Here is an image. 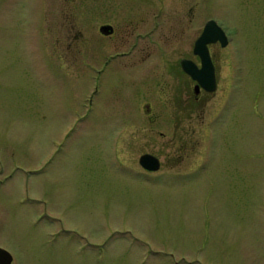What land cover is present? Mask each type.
Masks as SVG:
<instances>
[{
	"label": "rangeland",
	"instance_id": "rangeland-1",
	"mask_svg": "<svg viewBox=\"0 0 264 264\" xmlns=\"http://www.w3.org/2000/svg\"><path fill=\"white\" fill-rule=\"evenodd\" d=\"M153 5L230 43L190 140L147 174L141 135L173 126L147 124L125 73L91 70V50L127 46L89 36L93 16ZM0 248L13 264H264V0H0Z\"/></svg>",
	"mask_w": 264,
	"mask_h": 264
},
{
	"label": "flooded vegetation",
	"instance_id": "flooded-vegetation-1",
	"mask_svg": "<svg viewBox=\"0 0 264 264\" xmlns=\"http://www.w3.org/2000/svg\"><path fill=\"white\" fill-rule=\"evenodd\" d=\"M92 13L94 12L92 11ZM114 13L117 12L105 11L106 16L103 21L101 20L102 22H99L97 16H93L98 22L89 37L96 43L98 41H102V43L111 41L127 46V48L115 54H105L104 59L98 57L99 55L97 56L91 50L90 58L92 61L89 67L95 72L94 70L98 68L97 65L103 62V68H110V73H125L121 80H127L134 90L139 91L138 103L145 111L147 124L173 126L174 133L170 137L163 131L151 128V133L141 135L147 141L137 143L140 149H144L138 160L140 166L147 174H154L164 167L161 161V148L177 147V142L190 140L189 124L192 121L194 111L217 92L220 71L218 66L219 54L227 46L223 47L221 41L208 45L217 79L216 90L211 92L195 80L183 66V61H188L198 70L203 68L202 58L196 52V42L204 29L200 31L195 40H191L188 31L190 30L191 19L184 21L176 29L172 27L174 23L167 26L168 22H164L163 17L156 14L154 5L150 8L141 6L122 7L119 13L120 18H118L123 20L121 23L117 21V17H113L112 14ZM149 15H151L150 22L147 21ZM103 27H109V29L103 30ZM163 28L166 29L161 32ZM181 32L182 38L179 37ZM103 47L104 52H106L105 45ZM99 72L102 70L99 69ZM93 78L99 82V76L93 75ZM97 91L98 89H96ZM197 105L200 106L193 109ZM182 125H184L183 129L181 128ZM181 131L183 133H180ZM166 138L167 140H165ZM156 147L159 149L156 150ZM145 154H150L159 159L161 165L158 171H148L141 165L140 159Z\"/></svg>",
	"mask_w": 264,
	"mask_h": 264
},
{
	"label": "water",
	"instance_id": "water-1",
	"mask_svg": "<svg viewBox=\"0 0 264 264\" xmlns=\"http://www.w3.org/2000/svg\"><path fill=\"white\" fill-rule=\"evenodd\" d=\"M102 29H109V27H103ZM217 41H221L223 47L228 46L230 43V39L223 28L215 20H209L196 42V52L202 58L203 68L198 70L192 63L183 61L184 69L205 89L211 92L216 90L217 79L208 45ZM140 163L146 170L151 172L158 171L161 165L159 159L150 154L143 155ZM0 264H13V256L3 248H0Z\"/></svg>",
	"mask_w": 264,
	"mask_h": 264
}]
</instances>
